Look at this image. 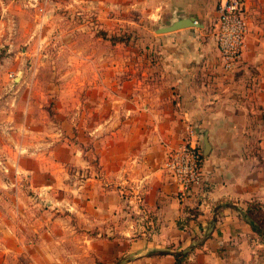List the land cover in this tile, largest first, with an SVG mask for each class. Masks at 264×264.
<instances>
[{
	"label": "crops",
	"instance_id": "crops-1",
	"mask_svg": "<svg viewBox=\"0 0 264 264\" xmlns=\"http://www.w3.org/2000/svg\"><path fill=\"white\" fill-rule=\"evenodd\" d=\"M112 1L91 0L97 20L110 24L118 21L116 10L142 8V0ZM242 1L247 23L242 61L225 73L213 38L221 0H159V28L179 17L198 24L159 35V89L147 94L93 89L98 93L90 104L97 163L89 166L80 150L73 158L66 144L49 150L77 168L91 169L80 187L81 196L90 198L77 212L83 229L98 228L109 236L118 214L126 238L131 216L143 221L144 227L136 228L139 239L103 242L106 264L117 259L120 264H175L171 253L193 246L183 264H264V241L234 209L244 210L252 200L264 203V0ZM81 115L77 120L83 125ZM99 128L105 132L102 139L95 134ZM190 129L203 152L204 185L180 202L163 163ZM38 189L52 198L51 184ZM137 192L141 209L134 207ZM226 203L234 208H220Z\"/></svg>",
	"mask_w": 264,
	"mask_h": 264
},
{
	"label": "rangeland",
	"instance_id": "rangeland-1",
	"mask_svg": "<svg viewBox=\"0 0 264 264\" xmlns=\"http://www.w3.org/2000/svg\"><path fill=\"white\" fill-rule=\"evenodd\" d=\"M91 6V0H0V264H106L103 242L137 240L136 228L144 227L134 213L130 237L120 234L118 214L109 236L83 229L77 212L90 198L80 187L91 169L49 151L66 144L73 158L80 150L89 166L97 163L93 89H159V0L116 10V20L126 22L110 24L97 20ZM95 134L102 139L105 132ZM50 184L51 199L38 191Z\"/></svg>",
	"mask_w": 264,
	"mask_h": 264
},
{
	"label": "built area",
	"instance_id": "built-area-1",
	"mask_svg": "<svg viewBox=\"0 0 264 264\" xmlns=\"http://www.w3.org/2000/svg\"><path fill=\"white\" fill-rule=\"evenodd\" d=\"M217 13L213 38L221 69L231 73L241 63L245 48L247 23L243 1L221 0ZM203 159L202 149L194 131L190 129L188 136L168 154L163 163V169L175 186L176 197L180 202H185L189 195L203 189ZM133 198L135 205L143 204L140 192Z\"/></svg>",
	"mask_w": 264,
	"mask_h": 264
},
{
	"label": "trees",
	"instance_id": "trees-1",
	"mask_svg": "<svg viewBox=\"0 0 264 264\" xmlns=\"http://www.w3.org/2000/svg\"><path fill=\"white\" fill-rule=\"evenodd\" d=\"M220 208L225 209L234 207L226 203L221 205ZM234 209L237 211L239 218L247 225H249L251 231L257 236V238L260 241H264V203H261L258 200H252L247 202L246 208L244 210L237 208ZM178 226L179 228H181V223H178ZM194 249L195 247L193 246L184 252L171 253L174 258L175 264H183V261L187 259L189 254ZM114 264H120V262L116 261Z\"/></svg>",
	"mask_w": 264,
	"mask_h": 264
},
{
	"label": "water",
	"instance_id": "water-1",
	"mask_svg": "<svg viewBox=\"0 0 264 264\" xmlns=\"http://www.w3.org/2000/svg\"><path fill=\"white\" fill-rule=\"evenodd\" d=\"M190 27H193V28L198 27V24L196 23L194 19L186 18V17H179L169 26L164 27V28H158L157 30H155V33L162 35V34L172 33V32H176L178 30L186 29ZM207 145H208L207 142H205L206 149H207Z\"/></svg>",
	"mask_w": 264,
	"mask_h": 264
}]
</instances>
